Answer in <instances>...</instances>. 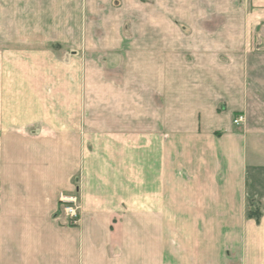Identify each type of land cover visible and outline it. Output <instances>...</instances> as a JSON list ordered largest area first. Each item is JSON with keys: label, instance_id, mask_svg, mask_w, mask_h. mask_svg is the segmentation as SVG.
<instances>
[{"label": "crops", "instance_id": "obj_1", "mask_svg": "<svg viewBox=\"0 0 264 264\" xmlns=\"http://www.w3.org/2000/svg\"><path fill=\"white\" fill-rule=\"evenodd\" d=\"M174 1L0 0V264H264V0Z\"/></svg>", "mask_w": 264, "mask_h": 264}, {"label": "rangeland", "instance_id": "obj_2", "mask_svg": "<svg viewBox=\"0 0 264 264\" xmlns=\"http://www.w3.org/2000/svg\"><path fill=\"white\" fill-rule=\"evenodd\" d=\"M177 1H180V0H177ZM189 1L190 0H187V2H189ZM192 1L195 2V6H196L195 8L197 9V11L198 10L199 11L200 10L202 11L205 7H210L211 9H213L214 6H218L219 5V2L221 0H192ZM171 2H172V5L177 6V2H175L174 0H171ZM134 19L137 20L136 21V24H142V20H140V18H139L138 15H136V16L135 15H131L130 16V19L129 20H126L125 23L132 25L133 23H135V22H133ZM156 21L157 22H161V23H168V22L173 21V16L172 15L170 16V14H166V15H163L162 16V19L160 18V16H157V18H155V12L152 9L151 12H148L146 23L147 24H151V23L156 22ZM174 21H176V20H174ZM125 33L126 34L133 33V31H131V30H128L127 31L126 30ZM150 34H155V31L154 30H146L147 39H149ZM73 50H74V47L63 48V49L60 50L59 54H60V56H68V58H69L72 55V53H73L72 51ZM80 53L83 54V52H80ZM111 53H112V55H114V52H111ZM120 57H117V58L113 57V59H122V56H120ZM79 65H82L84 67V71L86 70L85 71L86 74H90L91 73L90 71L93 68V66H95V68L99 69V71H100L99 73L100 74H108L107 64H103V63L102 64H99V68L97 67L98 66L97 64H91V63H86V62L80 63ZM112 65L115 68L114 74H122V72H120V71L117 70L118 68H119V70L121 68V70H123L124 72L126 70H128V64H125L123 61H119V60L113 61L112 62ZM159 65H160V63L159 64H156L154 62H146V70L148 71L147 79H146V82H147V85H148V91H147L148 93H152L153 94V91H150V90L151 89L152 90L154 89V86H155L154 72L156 71L155 70L156 69V66H157L158 70H160ZM137 66H138V64L131 63V68H130L131 69V71H130L131 74L135 71V68ZM187 66H189V64H187V63H181V62H177V61L168 62V63H164L163 64V71L164 72H169L170 69H171V67H174L176 70L177 69L178 70H185L187 68ZM150 72H152V73H150ZM148 97H149V95H148ZM151 101L153 102V100H151Z\"/></svg>", "mask_w": 264, "mask_h": 264}, {"label": "built area", "instance_id": "obj_3", "mask_svg": "<svg viewBox=\"0 0 264 264\" xmlns=\"http://www.w3.org/2000/svg\"><path fill=\"white\" fill-rule=\"evenodd\" d=\"M243 117H239L235 120V123L241 122ZM60 202L65 217L73 225H76L80 221V199L76 194L61 193Z\"/></svg>", "mask_w": 264, "mask_h": 264}, {"label": "trees", "instance_id": "obj_4", "mask_svg": "<svg viewBox=\"0 0 264 264\" xmlns=\"http://www.w3.org/2000/svg\"><path fill=\"white\" fill-rule=\"evenodd\" d=\"M262 212L255 202H250L248 205V216L255 217L257 221L260 220Z\"/></svg>", "mask_w": 264, "mask_h": 264}]
</instances>
